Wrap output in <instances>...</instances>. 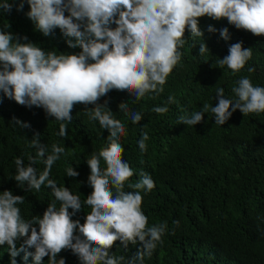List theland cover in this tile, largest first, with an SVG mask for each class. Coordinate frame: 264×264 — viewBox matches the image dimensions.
Masks as SVG:
<instances>
[{
  "label": "clouds",
  "instance_id": "1",
  "mask_svg": "<svg viewBox=\"0 0 264 264\" xmlns=\"http://www.w3.org/2000/svg\"><path fill=\"white\" fill-rule=\"evenodd\" d=\"M25 4V15L35 31L49 37L58 29L67 47L79 51H45L27 36L5 30L10 25H4L0 28V93L21 106L43 109L59 122L57 135L62 138L68 136L75 105L82 104L88 120L108 133L107 145L86 159L91 191L82 200L80 194L51 178L53 165L67 155L65 147L53 143L49 148L36 133L28 141V147L35 150L27 154L28 163L21 156L14 158L13 178L27 192L49 188L54 199L42 216L25 219L19 207L25 197L0 191V245L8 246L11 264H16L15 257L21 252L35 264H43L45 257L47 264H66L63 257L58 258L62 250H71L80 264H144L145 257L151 258L164 245L166 234H176L181 221L174 219L171 229L167 221L149 224L142 205L144 195L155 189V181L141 171L132 182L135 172L123 159L125 149L120 142L127 134L125 124L115 118L108 100L99 101L113 90L127 93L133 102L159 97L181 64L182 50L190 38L199 41L200 56L209 53L199 27L202 17L226 19L237 30L264 36V0H2L0 14L11 13L13 5L22 12ZM207 31H219L220 38L230 39L227 27L217 30L209 24ZM242 44H230L217 66H226L233 74L241 72L252 58V48ZM247 71L252 73L255 68L249 66ZM231 91L234 98L226 97L223 87L216 88L215 106L204 103L199 111H185L177 123L194 126L205 122V113H211L214 123L222 126L237 110L243 116L264 113V86L241 76ZM175 103L176 97L170 94L149 111L164 115ZM118 110L132 124L144 118L142 112L129 108V102L120 103ZM12 119L14 126L30 127ZM149 138L147 131H141L136 142L141 153L147 152ZM38 164H43L42 170L33 166ZM64 173L79 176L72 165ZM85 207L90 211L83 223L73 219ZM117 241L125 250L129 244L139 247L131 257L115 255L110 250Z\"/></svg>",
  "mask_w": 264,
  "mask_h": 264
},
{
  "label": "trees",
  "instance_id": "2",
  "mask_svg": "<svg viewBox=\"0 0 264 264\" xmlns=\"http://www.w3.org/2000/svg\"><path fill=\"white\" fill-rule=\"evenodd\" d=\"M27 10V4L22 12L13 5L11 13L0 14V28L10 25L5 30L27 36L45 51H79L67 47L58 29L49 37L35 31L25 15ZM209 24L217 30L227 27L230 39L220 38L219 31L209 33ZM199 27L204 32L203 40L209 53L200 56L199 41L190 38L182 50L181 64L168 77L159 97L133 102L134 98L127 93L113 90L99 102L108 100L115 118L125 124L127 134L120 142L125 149L123 159L135 172L132 182L139 178L141 171L155 181V189L144 195L142 205L149 224L167 221L171 229L174 219L181 221L176 234H166L164 245L158 247L151 258L145 257L144 264H264V113L243 116L237 110L222 126L214 123L211 113H205V122L194 126L177 123V118L185 111H199L204 103L215 106L218 87L224 88L226 97L234 98L231 89L241 76H248L253 85L264 86V36L237 30L226 19L215 21L202 17ZM240 41L243 47L252 48V58L245 68L236 74L226 66L220 69L217 59L228 54L230 44ZM249 66L255 71L249 73ZM170 94L176 97L177 103L169 105L166 114L149 111L153 106L162 105ZM122 102H129L131 110L144 114L138 125L119 112L118 105ZM84 107L75 105L68 136L62 138L57 135L59 122L47 116L43 109L21 106L0 93V191L11 190L14 195L25 197L24 203L19 205L25 219L42 216L54 199L49 188L42 186L39 192H27L13 178L14 158L21 156L28 163L27 154L35 151L28 147V141L36 133L40 142L49 148L53 143L65 147L67 155L53 165L51 178L59 186L80 194L82 200L90 193L87 182L90 169L86 159L107 145L108 133L100 129L97 122L88 120ZM13 117L30 127L14 126ZM141 131H147L150 137L145 153L140 152L136 143ZM71 165L79 172L78 177L65 175L64 169ZM33 166L38 170L44 167L43 164ZM88 211L87 207L83 208L73 219L83 223ZM22 243V239L18 240L17 248ZM138 247V244H129L125 250L117 241L110 251L131 257ZM60 257L66 264H80L71 250H62ZM11 259L8 246L0 245V264H11ZM15 260L16 264H35L31 256L25 260L23 252ZM43 264H47V257Z\"/></svg>",
  "mask_w": 264,
  "mask_h": 264
}]
</instances>
